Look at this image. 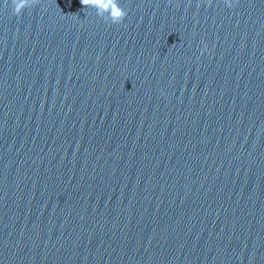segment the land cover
I'll return each instance as SVG.
<instances>
[{"label":"water","instance_id":"water-1","mask_svg":"<svg viewBox=\"0 0 264 264\" xmlns=\"http://www.w3.org/2000/svg\"><path fill=\"white\" fill-rule=\"evenodd\" d=\"M118 3L0 0V264H264V0Z\"/></svg>","mask_w":264,"mask_h":264},{"label":"clouds","instance_id":"clouds-1","mask_svg":"<svg viewBox=\"0 0 264 264\" xmlns=\"http://www.w3.org/2000/svg\"><path fill=\"white\" fill-rule=\"evenodd\" d=\"M223 2L226 7L231 8L234 6L233 0H223ZM39 3L40 0H11L13 15L19 16L26 8H31ZM207 3L211 6L212 0H207ZM80 4L84 6V8H97V14L101 16L106 12L109 13L111 24H121L127 16V12L120 7L118 0H80ZM104 22L109 23L108 21ZM204 50H207L206 44L204 45Z\"/></svg>","mask_w":264,"mask_h":264}]
</instances>
